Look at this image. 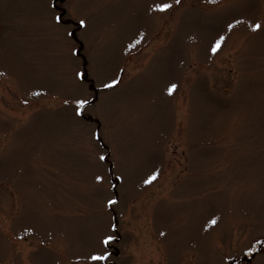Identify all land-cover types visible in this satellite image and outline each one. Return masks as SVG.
Wrapping results in <instances>:
<instances>
[{"label": "rangeland", "instance_id": "obj_1", "mask_svg": "<svg viewBox=\"0 0 264 264\" xmlns=\"http://www.w3.org/2000/svg\"><path fill=\"white\" fill-rule=\"evenodd\" d=\"M0 264H264V0H0Z\"/></svg>", "mask_w": 264, "mask_h": 264}, {"label": "snow or ice", "instance_id": "obj_2", "mask_svg": "<svg viewBox=\"0 0 264 264\" xmlns=\"http://www.w3.org/2000/svg\"><path fill=\"white\" fill-rule=\"evenodd\" d=\"M154 7L156 9L160 10V11H163V10L168 9L169 8V5L167 3H160V4L154 5ZM81 23H83V21ZM229 27H231V25H229ZM252 27H253V29H258L260 27V25L259 24H254V25H252ZM219 43H220L219 41L216 42V44L212 48L213 51H215L216 48L219 47ZM77 75H79V74H77ZM112 83L114 84V83H116V81H112ZM108 86L109 85H105V87H108ZM77 103L78 104H84V103H86V101H82L81 100V101H77ZM77 111H79V110H77ZM97 179L99 180V179H101V177L98 176ZM109 203H112V201H109ZM109 239H111V237H105V240H109ZM88 258L91 259V260L98 261V260H103L105 257L93 253Z\"/></svg>", "mask_w": 264, "mask_h": 264}]
</instances>
